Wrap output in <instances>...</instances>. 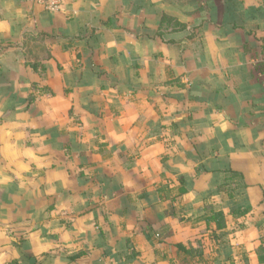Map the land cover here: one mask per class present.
Listing matches in <instances>:
<instances>
[{
    "label": "crops",
    "instance_id": "crops-1",
    "mask_svg": "<svg viewBox=\"0 0 264 264\" xmlns=\"http://www.w3.org/2000/svg\"><path fill=\"white\" fill-rule=\"evenodd\" d=\"M262 63L264 0H0V264H264Z\"/></svg>",
    "mask_w": 264,
    "mask_h": 264
},
{
    "label": "trees",
    "instance_id": "trees-1",
    "mask_svg": "<svg viewBox=\"0 0 264 264\" xmlns=\"http://www.w3.org/2000/svg\"><path fill=\"white\" fill-rule=\"evenodd\" d=\"M162 19L163 21L168 20L170 24H172V20H175L176 25L180 26L181 28L185 27L184 24L178 23L175 18L168 16L167 14H163ZM31 66L35 70H38L36 64H31ZM261 66H264V63H262ZM41 90L45 92H51V90L48 88H41ZM217 166L219 169L216 168L215 169L216 171H222L225 173V179L222 184V187L225 188L227 192H229V195H231L235 189L246 186L244 182V176L241 173L233 170L228 163L218 162ZM181 184L182 187L180 189V194H183L184 192L187 191V187H186L187 182L185 178H181ZM251 209L252 207L250 205L245 204L234 208L231 213L234 217H240L248 214L251 211ZM173 210H175V208L171 205L168 213H172ZM205 210L207 212H211V214L209 213L205 218L208 226L212 222L216 224L218 229L223 228L225 226V215L222 211L215 212L214 211L215 209L212 206L206 207ZM258 257H259V261L261 263H264V236L262 237V244L258 250Z\"/></svg>",
    "mask_w": 264,
    "mask_h": 264
},
{
    "label": "built area",
    "instance_id": "built-area-1",
    "mask_svg": "<svg viewBox=\"0 0 264 264\" xmlns=\"http://www.w3.org/2000/svg\"><path fill=\"white\" fill-rule=\"evenodd\" d=\"M34 1V0H31ZM45 9L51 12H57L61 9L64 0H39Z\"/></svg>",
    "mask_w": 264,
    "mask_h": 264
},
{
    "label": "rangeland",
    "instance_id": "rangeland-1",
    "mask_svg": "<svg viewBox=\"0 0 264 264\" xmlns=\"http://www.w3.org/2000/svg\"><path fill=\"white\" fill-rule=\"evenodd\" d=\"M204 2H205V0H204Z\"/></svg>",
    "mask_w": 264,
    "mask_h": 264
}]
</instances>
